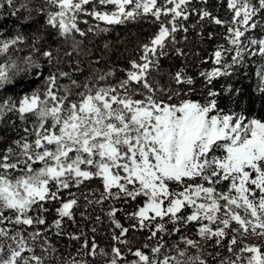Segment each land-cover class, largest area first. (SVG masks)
Here are the masks:
<instances>
[{"label": "snow or ice", "instance_id": "snow-or-ice-1", "mask_svg": "<svg viewBox=\"0 0 264 264\" xmlns=\"http://www.w3.org/2000/svg\"><path fill=\"white\" fill-rule=\"evenodd\" d=\"M221 5L224 16L210 0H0V92L39 82L0 96V264H264V120L222 108L215 87L252 67L264 96V0ZM141 20L157 30L122 68L78 39ZM211 26L222 31L207 33L198 92L161 59L169 47L186 58L177 34ZM74 53L87 65L66 70Z\"/></svg>", "mask_w": 264, "mask_h": 264}, {"label": "trees", "instance_id": "trees-1", "mask_svg": "<svg viewBox=\"0 0 264 264\" xmlns=\"http://www.w3.org/2000/svg\"><path fill=\"white\" fill-rule=\"evenodd\" d=\"M210 5L213 6V11L218 13L221 16L225 14L224 6H216V0H210ZM84 19H90L84 17ZM194 20L189 21L188 23H193ZM91 23V21H90ZM40 26L38 23H33L30 26H25L21 30L28 36H32L36 33V29ZM9 28H13L14 25L9 23ZM81 28L87 29L89 25L81 24ZM101 28H105L106 31L103 33H88L86 37L80 38L83 41L82 48L86 47V52L88 54L99 56L101 60H108L109 63L118 68L126 66L127 57L131 56L136 52V48L142 42H147L148 39L155 33L157 30L156 25H154L150 20H141L135 24L128 25H114L107 26L101 25ZM197 30L190 28L187 41L183 40V33L177 34V39L179 40L178 46L183 48L188 56L185 57H176L174 49L169 47L167 49L169 55L161 59V64L165 67H171L173 71L177 69L178 66H185L188 70V74L192 75L196 79L195 87L200 90L201 81L198 76L199 71L202 69H207L211 67V64H201V60L206 56L216 44V40L209 41L206 39L208 31H215L217 33L221 32L222 29H219L215 26L205 27L204 29V38H201L197 35ZM50 43H54V40L50 37ZM107 46V47H105ZM139 54L138 52L136 53ZM87 56L73 54L72 58H68L64 61V67L66 70L72 71L74 64H79L81 68L86 67L87 65ZM83 60L84 63L80 64V61ZM75 76H80L79 72H74ZM82 79L83 77L80 76ZM39 82L33 85H20L18 87H9L6 91L0 92V96H19L22 91H27L30 87L37 86ZM231 85L233 92L236 89H239V96L235 97L240 101L239 104L233 105L231 99L223 94L221 85ZM215 87L220 89L222 95L220 97V106L228 110L233 108L236 111H242L249 118H258L264 120V96L258 94L255 91L256 80L253 76V68L245 67L243 69H238L232 77L221 78L216 81ZM192 99H201L199 94H194ZM51 215L49 219L51 220ZM77 222L80 228H84L87 233L88 239L91 240V224H87L85 221H81L79 213H77ZM98 232L96 235L97 242L101 246H107L110 242V238L106 235V225L97 226ZM67 231L76 232L78 231L77 226H73L70 223L67 225ZM60 245H76V241L61 240Z\"/></svg>", "mask_w": 264, "mask_h": 264}]
</instances>
